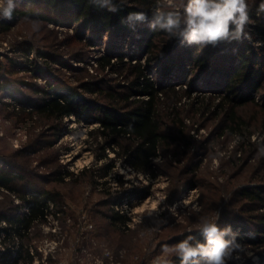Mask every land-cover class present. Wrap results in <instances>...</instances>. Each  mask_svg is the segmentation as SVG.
Here are the masks:
<instances>
[{
	"label": "rangeland",
	"instance_id": "rangeland-1",
	"mask_svg": "<svg viewBox=\"0 0 264 264\" xmlns=\"http://www.w3.org/2000/svg\"><path fill=\"white\" fill-rule=\"evenodd\" d=\"M15 3L16 10L27 13L14 15L13 20H5L12 25L0 28V60L6 63L13 58L21 69L28 60H35L40 68L35 77L24 70L13 73L12 84L20 92L39 97L31 85L52 82L53 88L68 96L75 91V98L85 95L98 100L96 94L84 92L85 82L102 86L126 82L118 72L96 70V58L110 42L108 33L89 45L85 40L90 32L78 38L82 20L70 21L73 11L49 13L35 0ZM259 15L250 17L252 22L246 28L251 40L216 47L193 45L190 53L209 54L208 63L220 68L236 66L243 52L254 63L262 80L256 89L246 92L244 87L241 92L247 99L240 96L236 104L223 99L227 94L222 87L224 75L191 66L184 62L188 58L185 46L179 42L173 46L176 60L170 75L177 91L162 105V130L169 136V148L159 151L157 157L163 159L154 164L155 177L129 166L123 140L115 144L116 150L104 148L105 138L95 120L65 117L55 135L42 128L41 121H22L11 114V108L0 105V167L13 164L14 186L26 196H41L49 209L23 239V247L34 256L33 264H151L162 256L165 244L173 245L190 234L202 240L197 230L199 218L215 220L217 213V223L230 225L243 246L237 253L240 258L229 264H264V242L254 233H264V203L241 194L244 189L264 190V154H260L264 147V47H255L264 40L253 28ZM32 20L40 22L39 31L32 30ZM157 40L164 46V41ZM26 42L32 47L24 53L19 48ZM120 43L127 53L125 59L139 51L133 35ZM39 48L57 60L39 57ZM150 75L157 80V71ZM1 100L11 98L2 95ZM43 191L56 200L48 199ZM110 209L130 216L126 227L111 224ZM2 211L14 215L27 210L23 201L0 188ZM0 225L7 224L1 221ZM3 246L0 242V253ZM13 248L15 255L20 248L16 237ZM175 258L171 257L173 264H179ZM20 263L18 259L15 264Z\"/></svg>",
	"mask_w": 264,
	"mask_h": 264
},
{
	"label": "trees",
	"instance_id": "trees-1",
	"mask_svg": "<svg viewBox=\"0 0 264 264\" xmlns=\"http://www.w3.org/2000/svg\"><path fill=\"white\" fill-rule=\"evenodd\" d=\"M25 1L27 3L34 2V0ZM35 1L41 2L49 13L53 10L73 11L70 21L82 20L78 38L83 39L90 32V38L85 40L89 45L100 42V35L108 33L110 42L104 53L96 58V70L118 72L126 82L108 86H102L99 84L100 82H85L83 84L84 92L96 94L100 97L98 100H96L97 98L92 100L85 95L75 98V91L70 92L71 95L68 96L59 91L58 87L53 88L52 82L43 86L31 85V88L40 95L35 97L20 92L12 84L11 77L19 70L29 71L35 77L39 73V65L35 60H28L27 65L21 69L19 68L21 66L13 58H10L6 63L0 60V105L11 108V114L22 121H30V123L41 121L42 128L51 130L55 135H58V130L62 127L65 117L74 116L75 120H79L80 117L85 120H95L99 123V132L105 138L104 148L111 147L116 150V148L114 149L115 144H121L119 140H123L124 144H121V147L129 166L134 171L155 177V165L152 158L159 155L160 149L169 148V136L162 130L164 125L162 105L170 93L177 91L173 87L174 80L170 75L176 60L173 46L178 42L182 43L176 38H172L174 43L168 42L170 38L166 33L150 30L146 23L130 25L125 21V18L130 12L143 11L148 14L150 20L157 0H123L122 3L121 0H114L118 8L116 12H110L107 8L92 3V0ZM260 2L261 0H248L249 14L252 18L260 14L253 28L254 33L260 35V39L264 40V13L258 12ZM26 13L15 9L14 15H25ZM0 24L1 29L12 25L5 20L0 21ZM132 35L139 45V51L128 55L129 58L125 59L127 53L121 48L120 41L123 38L129 39ZM157 39L164 41V46H160ZM31 47V44L26 42L19 49L27 53ZM193 47L185 46L188 58L184 62L188 61L193 67L202 68L204 71L208 70L207 73L214 72L217 75H224L226 78L222 87L227 94L223 95V99L236 104L240 96L242 100L247 99H243L244 96H242L241 91L244 90V87L247 92L248 89H256L259 86L262 72L254 69V63L248 61L244 52L240 55L241 58L236 66L220 68L208 63L209 54L198 56L190 54ZM36 52L39 57L46 58V60H57L52 53L43 49L39 48ZM140 56H144V59L141 60ZM247 68L251 69L248 71ZM154 70L158 74L157 80L150 75ZM2 95H7L11 101L1 100ZM230 116L233 118L232 115ZM103 155L105 156V154ZM12 169L13 164H9L6 168L0 167V188H5L23 201L27 211L17 212L14 215L4 211L0 212V222L3 221L7 224L4 227L0 225V238L3 235L0 242L5 245L0 253V264H15L18 259L21 260L20 264H33L34 256L28 248L23 247V239L27 237L30 228L35 223L45 219L49 209L46 202L41 201V196H26L14 186L16 176L11 171ZM43 193L48 199L56 200L49 191H43ZM142 193H147V190ZM241 194L251 200L257 199L264 203V190L259 188L256 190L244 189ZM133 195H140V193ZM20 206V204L17 205V207ZM108 218L111 224H120L123 227H126L127 222L130 221V216L113 209H110ZM261 222H264V218L261 219ZM254 233L259 242H264V233L261 236H258V231H254ZM14 237L19 239L20 247L15 250V255L12 252ZM238 240L248 241L242 237H239ZM175 259L179 263L178 258Z\"/></svg>",
	"mask_w": 264,
	"mask_h": 264
},
{
	"label": "clouds",
	"instance_id": "clouds-1",
	"mask_svg": "<svg viewBox=\"0 0 264 264\" xmlns=\"http://www.w3.org/2000/svg\"><path fill=\"white\" fill-rule=\"evenodd\" d=\"M92 3L110 12L118 11L114 0H92ZM15 9V0H0V19L13 20ZM258 12L264 13V0L259 3ZM249 13L248 0H157L150 20L147 13L135 11L130 12L125 21L130 25L146 23L150 30L164 32L185 46L216 47L221 43L252 39L246 31L252 22ZM30 23L33 31H39V21ZM255 47H264V42L257 41ZM260 154H264V147L260 148ZM162 159L153 157L152 162L159 165ZM194 207L198 212V206ZM218 220L219 213L215 220L201 216L197 230L202 240L190 234L173 245L165 244L161 249L162 256L154 258L151 264H173L171 257L178 258L179 264H229V261L239 259L237 253L243 246L236 239L237 233L230 225L221 227Z\"/></svg>",
	"mask_w": 264,
	"mask_h": 264
}]
</instances>
